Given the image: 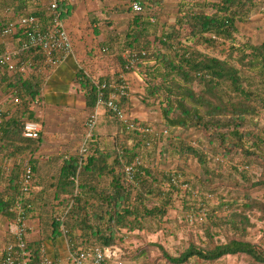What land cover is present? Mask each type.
I'll return each mask as SVG.
<instances>
[{"label":"trees","instance_id":"trees-1","mask_svg":"<svg viewBox=\"0 0 264 264\" xmlns=\"http://www.w3.org/2000/svg\"><path fill=\"white\" fill-rule=\"evenodd\" d=\"M18 1L19 6L5 7L7 17L0 18V37L1 33L12 23H16L20 16L34 15L45 22V27L49 25L46 18V0ZM133 1L142 5L141 11H134L127 3L116 5L113 8L104 6L103 2L100 3L101 10L96 12L98 19H93L92 22L98 21V23L107 25L109 33L103 42L104 47L108 48V51L104 52L105 59L108 57L111 59L115 50H121L123 53L130 49L138 52L145 51L140 65L145 64L148 68L149 82L148 88L145 89L146 96L163 97L160 101L166 103L162 107V115L168 123L165 127L169 131L167 135L158 133L151 136H158L159 139H164L165 136L170 137V129L174 131L175 127L203 128L208 134L209 142L219 143L229 153L231 151L234 155L241 153L245 158L240 170L237 169L238 165L234 168L239 174V181L235 184L238 186V191L230 197V200L222 201V209L227 212L219 217L215 214V210L221 206L213 207L211 212L212 207L209 209L207 203L209 197L202 196L201 192L196 189L197 185L214 184L213 175H216L215 173L209 172V176L205 179L195 177V183L181 180L179 172L174 174L176 175L175 180L173 173H168L162 182L165 186H163L164 194L168 197L165 203L141 211L137 206L132 207L128 204L132 188H142L138 195L140 200L144 199V191L150 192V186L153 188L155 181L156 184L158 183V178L155 177L152 169L143 163L142 155L135 153L129 157V150L122 144L119 147L103 149L99 143H93L94 148L91 153H89L88 144H86L87 150L85 151L82 150L81 145L78 154L66 155L63 160L61 159L58 180L55 184L57 203L53 205L55 212L51 224L53 234L56 230L62 229L65 237H69L76 245V249L116 245L115 231L123 228L129 231L145 228L147 218L155 214L159 217L158 227L162 228L163 223L166 222L164 220L165 206L173 204L172 192L176 191L178 194L183 190L184 209L191 212L198 210V208L194 209V201L197 202L199 208H201L200 205L206 208L205 214L209 217L207 222H203L205 223L203 227L206 243L205 245L191 243L177 255L169 253L161 244L154 243L153 245L161 248L163 259H165L164 263L160 264H216L223 258L235 255H244L253 264H264V246L248 238L251 229L256 226L252 220L256 213H258L256 219L264 222V199L253 196L254 192L264 189V157L261 158L264 154V138L259 139V135H255L253 129L255 126L247 132L241 130V128L246 129L244 126L248 122L252 124L250 116L256 114L257 109L264 106V97L261 93H254L251 89L244 87V82H249L248 78L251 77L242 71L246 67L248 70L257 72V76L263 77L262 81H264V42L253 44L251 40L242 41L237 37L238 25L250 20L252 9L257 4L254 0H178L174 21L160 23L161 19L159 20L158 17H161L160 12L162 14V6L166 0ZM73 7L74 3L63 2L61 11L65 19L71 15ZM120 12L128 14L125 36L121 33L117 34L120 21L113 19V15ZM159 25L162 26L160 33ZM2 45L0 52L10 46L9 43H2ZM203 46L205 48L221 47L222 56L208 55L205 48H202ZM122 54L118 55V59L123 62V68H126ZM22 58L33 60V67L28 74H12L6 69L0 70V89L10 90L7 96L16 95L21 100L16 105L13 104V99L11 100V107L15 110L19 107L21 110L19 119L13 115L14 110L6 121L5 118L9 114L5 110L0 111V146H10L12 148L10 154L21 157V162L18 164L21 166V171H15L14 168L8 171L5 168L0 169V174L5 175L9 180V184H5V187L1 189L0 186V214H2L0 216L7 220L16 217V212L11 209L17 204L23 206L28 218L37 217L39 219L37 202L45 195L44 190L38 189L36 192L38 186L34 183L35 173L42 161L40 158H34L40 150L34 146L39 148L41 139L33 140L23 137L22 126L25 120L36 121L38 118L35 117L37 112L31 111L30 106L34 102H42L41 91L44 80L42 70L47 65L44 53L36 47L23 51ZM233 61L239 62L238 64L242 67H236L232 64ZM125 71L127 70L123 69L117 77L113 74L111 78L99 79L102 82L119 84L126 79ZM157 79L161 80L157 82ZM77 82L85 92L86 109H89L90 116L95 112L99 89L85 69L78 71ZM225 82H228L233 89L230 94L222 88ZM196 84L202 86L201 90H196ZM115 91L117 90L114 87L107 88L104 91L106 98ZM225 92L227 94H224ZM126 98L128 96H122L119 99L125 103ZM141 98L145 99L144 95H141ZM106 111L114 114L109 108H106ZM172 114L174 115L171 117ZM97 124L92 130V139H88V143L99 137ZM121 124L125 127L123 123ZM136 134L145 138L143 143L147 150V146L151 145V142L147 140L149 136L138 132ZM245 138H254V140L249 143L245 141ZM17 139L19 141H16ZM189 142L184 139L178 153L194 155L204 163L205 153L201 151L202 145L200 143L193 145L195 143ZM154 146L153 149L159 148V144L155 143ZM26 152L28 155H24ZM145 153L149 154L150 151H145ZM4 156L0 154L3 159H11L9 155ZM22 157H24L23 160ZM136 158H139L142 164L139 165L140 172L137 174L138 183H130L126 180L124 167ZM27 159L30 160L34 169L33 183L29 191L23 189L21 181L24 161ZM255 163H261L263 166L262 174L257 179H253L247 173L249 166L246 164ZM218 175L223 177L222 173ZM88 178L93 180L90 185L86 183ZM185 184L187 187L183 189ZM76 189L82 192L81 197H85L84 204L81 206L77 201L81 200L80 197L75 203V198L79 195L73 198V192ZM69 193H72V196ZM65 194L69 195L67 199L62 198ZM90 199L97 200L99 206L89 210ZM60 203L64 204L63 209L59 208ZM41 205L43 206L42 202ZM106 222L109 223L105 226ZM213 227H219L218 235L221 231L227 233L224 242L216 239L217 235ZM108 229L115 231L109 234ZM170 234H176V232ZM41 249V241L34 244L27 242V250L33 253L32 264L40 260ZM147 252L143 250L140 254ZM144 264L158 263L146 260Z\"/></svg>","mask_w":264,"mask_h":264},{"label":"rangeland","instance_id":"rangeland-1","mask_svg":"<svg viewBox=\"0 0 264 264\" xmlns=\"http://www.w3.org/2000/svg\"><path fill=\"white\" fill-rule=\"evenodd\" d=\"M257 4L254 9H252V12L250 14V20L246 21L245 23H240L239 26V33L237 34V37L241 39L242 41L251 40L253 44H258L264 42V0H254ZM177 2L178 0H166V2L163 3V9L162 14L160 12L161 17H158V19H161L160 23H169L174 21V15L177 10ZM85 6L88 5L87 9L91 10L94 8L95 3H84ZM100 4V3H99ZM108 7L111 8L116 6L119 3L112 2L108 3ZM121 4V3H120ZM104 5V4H103ZM90 12V11H89ZM159 15V16H160ZM87 19V34L83 35L84 40L88 43V45H91L93 41L95 40V33H94V23H98V21L92 22L93 19H98L96 13L91 12ZM128 20L127 18H123L120 20L119 23V29L117 31V34L124 35V31H126V23ZM167 20V21H166ZM105 29L107 28V25L105 23ZM160 30H162V26L159 25V33ZM125 36V35H124ZM85 46V45H84ZM87 47V46H86ZM203 49L205 46L202 47ZM221 47L217 48H205V52L210 56H222V52L220 51ZM90 51V52H89ZM121 50H115L113 53V57L106 60V63L109 65V69H113V74H116V77L120 75V73L125 70L124 64L122 61L118 59V55L122 54L120 52ZM90 53H92V50H86L84 54L85 57L89 56ZM99 53L100 59L104 58L106 55L101 50ZM82 54V55H83ZM95 54H93L94 57ZM123 55V54H122ZM225 55V54H224ZM109 56V54L107 55ZM81 57V56H80ZM123 58V56H122ZM83 59V57H82ZM99 59V58H98ZM232 59H236L232 57ZM111 60V62H110ZM82 64L85 63L84 60L81 62ZM239 62L233 61V65L236 67H242ZM108 69V71H110ZM147 66L145 64L140 65L139 69L136 71H129V73H133L136 78V89L133 91V88H130V93H133L137 99H139L140 102H137V105L142 106L145 111L147 112L148 119H144L145 122H151V124L155 125L156 130H160L161 128L166 129L167 122L165 121V118L162 115V107L165 105L166 102L162 103L160 100L163 97H147L146 96V88H148V78H147ZM243 73L245 75L250 76L251 78H248L249 82H244V87L247 89H251L254 93H261L264 97V81H262L263 77L260 78V76H257V72L248 70L245 68L242 69ZM92 72V71H91ZM127 71H125L126 73ZM93 73V72H92ZM115 76V75H114ZM105 77V76H104ZM112 76L108 75V78H111ZM161 79H157V82H159ZM196 90H201L202 86L199 84L195 85ZM222 88L230 94L233 89L230 87L228 82H225ZM3 89V88H2ZM2 92V93H1ZM0 97L6 101V104L8 107H11V100L17 97L16 95L7 96L10 93V90H1ZM145 92V94H144ZM224 94H227V93ZM141 95H144L145 99L141 98ZM2 96H7L6 98H3ZM256 97V96H255ZM239 98V97H235ZM36 101V100H35ZM11 109V108H9ZM31 111H36L38 114L37 121L43 125L44 130V137L43 141L46 142V139L50 140L52 138L51 135L59 134V137L56 136L55 138H58L60 141H65L64 144H62L60 151L59 150H51V152L48 150L51 148L50 142L48 143V148L46 145H42V139L40 140L39 146L42 148H38V146H34L36 149H41L43 154L41 153V163L38 166L37 173H35L34 176V183L38 186L36 189V192H38V189L44 190L45 195L42 196L43 198H39V201L37 202V211H39V222L40 226L39 228L42 231V238L44 240L47 239H59L60 235H64L62 229L56 230L53 233L52 231V221L54 216V207L57 203V199H55V184H57L58 175H59V166L61 163V159L63 160L65 156H71L74 154H78L79 150L81 148L82 143L84 142V137L87 133L85 122L87 121L85 118L88 115H76L73 119L70 116L61 114L58 117V113L54 115H48L46 110L44 109V105L41 101L34 102L30 106ZM106 108H104V114L102 116H99L98 124L96 126L97 132L99 133V137H97L94 140H90L88 143L89 153L92 152V149L94 148L92 146L93 143H99L100 147L105 149L112 147H119L120 144L125 145L127 149L129 150L128 156H132L135 153H140L143 158V163L150 169H152V172L155 174V177L158 178V183L152 188L150 186V192H143L144 199H138V195L142 188H132L129 198V205L130 206H137L141 211H144L145 209H149L156 205H163L166 201L167 195L164 194V184H162L163 180L168 176V173L175 174L179 172L178 174L181 175V180L191 181L192 183H195V177H201L202 179H205L209 176V172L215 173L214 176V184H211L210 186H203V185H197L198 189L202 194V196H208L211 194V197L208 198V206L209 209L212 207L211 212L214 208H218L222 205V201L230 200V197L234 195L238 191V186H236V181H239V174L236 172L237 170H234L235 165H238L239 169L242 168L245 162V158L242 156L241 153H237L234 155V152H228L227 149L224 148V146H220L219 143L216 142H209L208 141V134L205 133V130L201 127L196 128L195 126L192 127H175L173 129L174 131H171L170 129V137L165 136L164 139H159L158 136H149L147 140L151 142L150 146H147V150L145 147V144L143 143L144 139L143 137L138 136L137 132H131L125 129V127L121 124L122 122L116 118L114 114L109 113L106 111ZM9 111V110H8ZM20 109L19 107L14 111V116H16L18 119L20 118ZM58 115V116H57ZM174 114L171 115V117ZM65 117V118H64ZM67 117V118H66ZM84 117V118H83ZM70 118V119H69ZM23 119V118H22ZM27 119V118H26ZM75 119V120H74ZM85 119V120H84ZM250 119L252 120V124L248 122L246 126H244L246 129L243 130V132H247L252 127L255 126L254 132L255 135H259V139L264 138V106H261L257 109L256 114H252L250 116ZM24 120V119H23ZM63 127L60 129H53L54 124H64ZM166 126V127H165ZM96 132V131H95ZM251 137V136H250ZM71 139L73 141L72 144H66L67 140ZM92 139V138H91ZM188 140L191 143H195L193 145L201 144L202 145V152L205 153V161L200 162L199 158L195 157L194 155L189 154H179L178 150L180 148L181 142L183 140ZM256 139V138H255ZM257 139V140H259ZM253 139L245 138V141L249 143H252ZM16 141H19L18 139ZM189 142V143H190ZM159 144L158 149H153L154 144ZM197 143V144H196ZM141 144V145H139ZM3 145V144H2ZM37 145V143L35 144ZM71 145V146H70ZM251 145V144H249ZM64 147V148H63ZM144 147V148H143ZM33 148V147H32ZM31 148V149H32ZM33 148V149H35ZM64 149V150H63ZM12 151V148L10 146H1L0 154L2 156L9 155L12 159V166L9 167V170L11 168H14L15 171H21V166H18V164L21 162L20 155L10 154ZM145 151H150L149 154L145 153ZM45 153V154H44ZM68 153V154H66ZM51 154V155H50ZM24 155H28V153H24ZM23 155V156H24ZM4 156V157H5ZM25 157V156H24ZM22 157V160L24 159ZM59 157V158H58ZM64 157V158H63ZM264 157V154H262V159ZM19 160V162H17ZM249 166V169H247V173L253 178L257 179L262 174L263 166L261 163H255V164H246ZM13 170V171H14ZM218 173H222L223 177L219 176ZM172 174V175H173ZM232 175V176H231ZM231 176V177H230ZM4 177V179H3ZM165 177V178H164ZM160 179V180H159ZM85 179L83 180V182ZM93 180L91 178H88L86 180V183L90 185ZM241 182V181H240ZM5 184H9L8 177H5V175L0 174V186L1 189L5 187ZM93 185V184H92ZM148 187V186H146ZM165 187V186H164ZM140 189V190H138ZM35 191V190H34ZM143 191V190H142ZM179 192L178 194L176 191L172 192L171 200L173 199L170 206H165L166 208V214L164 215V220L166 222L163 223L162 228L159 226V217L155 214L151 217H148L145 222V228H137L136 230L129 231L127 228H123L120 231L109 230L108 233L111 234V232L115 231V236L117 239L116 245L122 247L124 251L126 252V255L124 257L125 264H144L145 261L150 262H156L158 264L164 263L163 259V253L161 248L156 247L155 244H161L164 249L169 251V253L173 255H177L180 251L186 249L191 243H195L197 245H202L206 243L205 239V230L203 222H207V214L206 208L204 206L200 205L201 208L198 207L197 202L194 201V210L191 212L190 210H186L183 207V194L184 192ZM70 194V193H69ZM76 195H79L75 198ZM72 196V193L70 194ZM82 192L80 190L76 189L73 192V198H75V203L78 201V204L81 206L84 204L85 197H81ZM253 196L260 197L264 199V189L258 190L253 193ZM69 195L65 194L62 196V198L67 199ZM81 198V200H77L78 198ZM42 200V201H41ZM88 203L89 210H93L98 205V201L93 199H90ZM41 202L43 203V206L41 205ZM65 203V201H63ZM59 208L63 209L65 206L64 204H59ZM42 207V208H40ZM223 206L221 208L215 210V214L217 216H224L225 213L223 209ZM196 215V216H195ZM256 216H258V213H256ZM256 216L252 217L253 222L256 224L254 228L251 229L248 238L250 241L255 243H261L264 246V222H260L256 219ZM141 217V216H139ZM142 218V217H141ZM1 219L5 220L7 222V219L1 216ZM132 220V219H131ZM106 222L104 225L106 226ZM111 223V222H110ZM213 231L215 232L216 239L223 241L226 238L227 234L226 232L223 233H217V230L219 227H213ZM219 231V230H218ZM176 234H170V233ZM80 233V232H79ZM4 234V233H3ZM78 235V234H77ZM79 236V235H78ZM72 236H70L71 238ZM75 237V236H74ZM27 238V235H26ZM73 238V237H72ZM122 238V239H121ZM75 240V239H74ZM77 241V239H76ZM203 241V242H202ZM205 245V244H204ZM143 250L148 251L146 254H140ZM216 264H253L248 259L244 257V255H235V256H228L226 258H223L219 260Z\"/></svg>","mask_w":264,"mask_h":264},{"label":"built area","instance_id":"built-area-1","mask_svg":"<svg viewBox=\"0 0 264 264\" xmlns=\"http://www.w3.org/2000/svg\"><path fill=\"white\" fill-rule=\"evenodd\" d=\"M64 1L67 3H75L76 0H46L47 4L46 15L48 26H44V21L34 15L20 16L16 23H12L1 33L3 42L9 43V47L0 52V70H8L12 74H28L33 67V60L22 58V53L25 50L36 47L44 53L46 65L51 68L58 64L63 55L74 51V42L72 35L67 28L65 18L61 11V5ZM132 7L134 11H141L142 5L133 0H122ZM103 53L108 51L107 47L101 50ZM145 51L138 52L136 50H126L123 53L125 66L127 71H136L139 69L142 57ZM92 81L99 89L97 106L95 112L90 114L85 123L86 135L82 143V150H87L86 144L88 139L92 137V130L98 122V117L104 111V108H109L114 115L125 125V128L131 132H138L145 136H151L158 133L167 135L168 129L156 128L151 122L137 120L130 113L129 105H125L119 99L122 96H129L130 84L127 79L119 84H113L108 81H101L99 77L92 75ZM114 87L117 91L109 94L106 98L104 91L107 88ZM19 97L13 99V104L20 103ZM14 110L7 113L9 116ZM43 125L34 120H25L22 126V135L25 138L39 140L42 138ZM1 148V146H0ZM34 158H41L38 154ZM13 159H3L0 157V169L5 168L7 171L12 166ZM141 160L134 159L124 167L126 180L130 183H138L137 174L139 171ZM21 181L23 189L29 191L33 183L34 169L30 160L24 161ZM173 179L176 175L173 174ZM187 185H183L185 189ZM211 197V194L208 195ZM30 207V205H29ZM16 212V217L8 219L6 222V232L12 237V240L2 244L0 240V264H32L31 254L27 250L26 235L30 230L29 218L21 204H17L11 209ZM68 243V260L67 264H125L126 252L118 245L113 246H95L92 249H76V245L69 237H66ZM35 264H57L56 261L42 255L40 260Z\"/></svg>","mask_w":264,"mask_h":264},{"label":"crops","instance_id":"crops-1","mask_svg":"<svg viewBox=\"0 0 264 264\" xmlns=\"http://www.w3.org/2000/svg\"><path fill=\"white\" fill-rule=\"evenodd\" d=\"M101 2H103L104 6H107V7L109 5L108 3H112V2H116L119 4L123 3L121 0H76L74 3V7L72 9L71 15H69L65 19L67 28L69 29L72 35V38H73L74 51L63 55L60 62L56 64L55 66L51 68H49L48 66H44L42 70L44 74V77H43L44 80H43L42 91H41L42 103L48 115L50 116L53 115L52 117H54L56 113H58L59 115V116L57 115L58 117H62L60 115L64 114V115L70 116L72 119L76 115H80V114L84 116L85 115L89 116L90 111L89 109H86L87 107H86L85 92L80 86V84L77 82V73L79 70L85 69L87 72H90L92 75H95L99 78H102L104 76H105L104 78H106L108 77V75L113 77L114 71L112 68L109 69V65H108L109 63L108 64L106 63V59L108 58L105 59L104 57L100 59L101 57H99V53H98L104 47L103 42L106 40V36L109 33L108 29L104 28L105 25H103L102 23H94L93 30L95 33V40L93 41L91 45H88V43L83 38V35L87 34V27H88L87 19L89 18L88 16L90 15L91 12L96 13L99 10H101L102 5L99 4ZM19 3L20 2L18 0H0V18L4 16L7 17L5 10L13 6H19ZM84 3H95L92 11L87 9L88 5L85 6ZM7 6H10V7H7ZM108 8H111V7L109 6ZM127 16H128L127 13L120 12L118 14H114L113 19L115 18V20L120 21L123 18H127ZM2 43H7V42H3V40L0 37V50L3 48ZM86 50H92V53H90V57L84 56L83 53H85ZM93 54H95L94 57H93ZM82 60H84L85 63L82 64L81 63ZM108 69L110 71H108ZM124 75L130 84V88L131 89L133 88V91H135L136 89L135 75L133 73H129V71L126 72ZM0 92H1V89H0ZM2 97L6 98V96H2ZM124 101L125 103L124 102L123 103L125 105L127 106L129 105L128 108L130 109V113L133 117H135L137 120H140V121H144V119H148L147 112L145 111V109L140 105L136 106L137 102H140V101L139 99L136 98V96L133 93H130L128 98H126V100ZM1 110L2 112H4V110L10 111V110H15V108L8 107V105L6 104V101H4L0 97V111ZM103 114L104 112L102 110V113L99 116H102ZM88 116L86 117L88 118ZM9 117L10 116H7L5 118L6 121L7 119H9ZM35 117H38V114H35ZM87 118L85 119L87 120ZM64 125H65V122L63 125L62 123L57 124V125L54 124L53 129L54 130L57 128L60 129ZM51 136L52 138H50V140L46 139V142H44L43 141L44 133H43V137L41 138L43 142L42 145L43 146L46 145V147L48 148L49 146L48 143L50 142L51 148L48 149L50 152L51 150L60 151L61 146L62 144L65 143V141L59 142L60 140L58 138H55L56 136L59 137V134H55ZM72 143L73 141L71 139H68L66 144H72ZM43 152L40 149L38 151V154L39 155L41 153L43 154ZM28 222L30 224V230L27 233V242L30 244H34L36 242L41 241L42 249H41L40 256L45 255L48 258L56 261L57 264H67L68 243H67V239L65 235H60L59 239L50 238V239L44 240V238H42V231L39 228L40 226L39 219L37 217L35 218L31 217L29 218ZM0 240L2 244H5L8 241L12 240V237H10L6 232V222L5 220L1 219V216H0ZM30 254L32 257L33 253L31 251H30Z\"/></svg>","mask_w":264,"mask_h":264}]
</instances>
